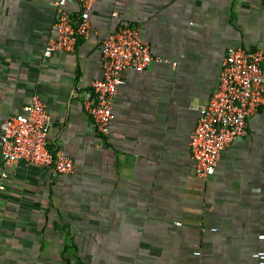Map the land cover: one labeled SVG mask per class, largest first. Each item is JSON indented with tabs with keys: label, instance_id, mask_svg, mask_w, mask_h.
<instances>
[{
	"label": "crops",
	"instance_id": "obj_1",
	"mask_svg": "<svg viewBox=\"0 0 264 264\" xmlns=\"http://www.w3.org/2000/svg\"><path fill=\"white\" fill-rule=\"evenodd\" d=\"M55 2L0 0V264H258L264 107L208 178L190 138L229 49L264 51L263 0H96L76 51L45 57ZM68 9L77 16L79 0ZM122 26L163 62L124 72L103 135L83 97L103 77V39ZM36 95L71 173L3 162L5 121Z\"/></svg>",
	"mask_w": 264,
	"mask_h": 264
},
{
	"label": "built area",
	"instance_id": "obj_2",
	"mask_svg": "<svg viewBox=\"0 0 264 264\" xmlns=\"http://www.w3.org/2000/svg\"><path fill=\"white\" fill-rule=\"evenodd\" d=\"M96 0H79V14L68 9L69 0H56L57 35L45 47V57L55 53H74L79 41L90 32V11ZM264 4V0H263ZM103 77L91 83L83 103L97 130L108 135L114 120L116 97L126 81L124 72L145 71L152 63L163 62L152 53L140 30L122 26L102 42ZM264 107V51L231 48L224 59L220 84L211 99L200 106L199 120L190 138L191 158L196 174L208 178L216 172L222 152L238 137L247 134L248 118ZM51 117L39 96H34L24 112L5 121L2 159L6 165L25 163L68 174L73 161L61 150H51ZM3 188V186L1 187ZM181 225V223H177ZM215 230V229H214ZM264 239V235L260 236ZM199 255V253H196ZM264 264V251L255 254Z\"/></svg>",
	"mask_w": 264,
	"mask_h": 264
}]
</instances>
